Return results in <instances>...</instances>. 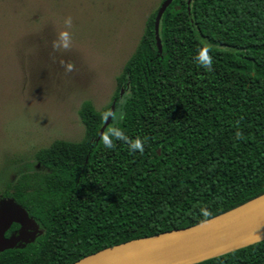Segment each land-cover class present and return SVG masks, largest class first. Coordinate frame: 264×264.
<instances>
[{
	"label": "trees",
	"instance_id": "obj_1",
	"mask_svg": "<svg viewBox=\"0 0 264 264\" xmlns=\"http://www.w3.org/2000/svg\"><path fill=\"white\" fill-rule=\"evenodd\" d=\"M157 9L115 78L111 102L99 111L81 103L83 137L38 149L44 172L6 185L1 196L37 233L0 251V264H72L264 193V0H191L189 7L173 0L159 22L160 53ZM202 48L210 71L193 60ZM113 128L123 138L105 148ZM136 139L143 151L129 150ZM20 229L11 222L2 238ZM199 264H264V240Z\"/></svg>",
	"mask_w": 264,
	"mask_h": 264
},
{
	"label": "rangeland",
	"instance_id": "obj_2",
	"mask_svg": "<svg viewBox=\"0 0 264 264\" xmlns=\"http://www.w3.org/2000/svg\"><path fill=\"white\" fill-rule=\"evenodd\" d=\"M160 1L0 0V219H19L1 194L22 175L44 172L38 149L83 137L81 103L99 111L111 102L115 78Z\"/></svg>",
	"mask_w": 264,
	"mask_h": 264
},
{
	"label": "water",
	"instance_id": "obj_3",
	"mask_svg": "<svg viewBox=\"0 0 264 264\" xmlns=\"http://www.w3.org/2000/svg\"><path fill=\"white\" fill-rule=\"evenodd\" d=\"M172 1L163 0L155 15L154 37L158 53L161 52L159 22ZM190 3L191 0H186L187 7ZM121 96L122 91L119 92V97ZM113 109L114 102L98 132L97 140L109 124ZM6 201L12 202L20 209L21 214L19 219H0V251L15 243H31L37 233L35 223L25 211L12 200ZM11 222L19 223L21 229L11 240L5 241L1 234ZM23 222L32 225L31 230L23 229ZM263 240L264 193L193 226L129 240L104 248L72 264H199Z\"/></svg>",
	"mask_w": 264,
	"mask_h": 264
},
{
	"label": "clouds",
	"instance_id": "obj_4",
	"mask_svg": "<svg viewBox=\"0 0 264 264\" xmlns=\"http://www.w3.org/2000/svg\"><path fill=\"white\" fill-rule=\"evenodd\" d=\"M65 25L70 26L71 21L70 19L65 20ZM62 37H66L67 33H61ZM62 47H67L66 43H62ZM194 62L201 68L205 70H211L212 67V57L208 54V51L206 48H202L198 50V53L195 57H193ZM70 68V66H69ZM123 132L119 129L113 128L109 130V132L105 135L103 138V145L105 148H112L113 147V141L119 140L123 138ZM130 151H143L142 142L140 139L133 140L129 142L128 144Z\"/></svg>",
	"mask_w": 264,
	"mask_h": 264
}]
</instances>
